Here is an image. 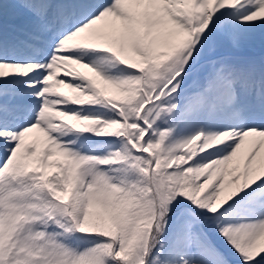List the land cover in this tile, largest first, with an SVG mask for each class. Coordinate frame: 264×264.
I'll list each match as a JSON object with an SVG mask.
<instances>
[{"label": "snow or ice", "instance_id": "snow-or-ice-1", "mask_svg": "<svg viewBox=\"0 0 264 264\" xmlns=\"http://www.w3.org/2000/svg\"><path fill=\"white\" fill-rule=\"evenodd\" d=\"M0 264H264V0H0Z\"/></svg>", "mask_w": 264, "mask_h": 264}]
</instances>
